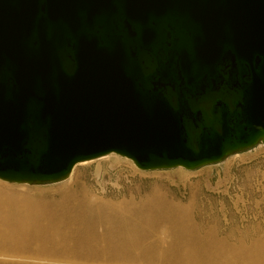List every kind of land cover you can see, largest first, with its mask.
Here are the masks:
<instances>
[{"label":"water","instance_id":"water-1","mask_svg":"<svg viewBox=\"0 0 264 264\" xmlns=\"http://www.w3.org/2000/svg\"><path fill=\"white\" fill-rule=\"evenodd\" d=\"M264 143V0H0V178L141 170Z\"/></svg>","mask_w":264,"mask_h":264},{"label":"rangeland","instance_id":"rangeland-1","mask_svg":"<svg viewBox=\"0 0 264 264\" xmlns=\"http://www.w3.org/2000/svg\"><path fill=\"white\" fill-rule=\"evenodd\" d=\"M12 184V191L52 202L73 193L90 202L65 221L73 251L92 255L77 264H103L105 257L110 262L116 252L155 264L188 257L208 264L209 257L256 249L262 253L255 258L264 259L263 142L193 170H140L111 154L78 163L54 184ZM162 232L165 242L159 240Z\"/></svg>","mask_w":264,"mask_h":264},{"label":"bare ground","instance_id":"bare-ground-1","mask_svg":"<svg viewBox=\"0 0 264 264\" xmlns=\"http://www.w3.org/2000/svg\"><path fill=\"white\" fill-rule=\"evenodd\" d=\"M90 161L81 162L79 165ZM60 181L62 180L13 182L0 178V264H77L92 256L83 251H73L66 237L70 230L65 225V221L70 220V217H76V209L88 206L90 202L77 200L74 193L58 200L59 202H52L42 195L37 197L12 191V187H15L12 183L48 185ZM166 239L165 233L162 232L159 240L165 242ZM261 253L262 251L256 249L230 258L223 253L217 257L207 258V262L208 264H264V259L255 258ZM109 255L110 262L105 257L103 264H155L153 258L140 259L131 255L124 256L119 252ZM195 262H197L195 258L188 257L179 261V264H195ZM162 264L174 263L172 260H164Z\"/></svg>","mask_w":264,"mask_h":264}]
</instances>
